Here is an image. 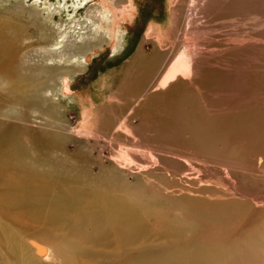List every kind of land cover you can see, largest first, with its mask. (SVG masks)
I'll return each instance as SVG.
<instances>
[{
    "label": "rangeland",
    "instance_id": "obj_1",
    "mask_svg": "<svg viewBox=\"0 0 264 264\" xmlns=\"http://www.w3.org/2000/svg\"><path fill=\"white\" fill-rule=\"evenodd\" d=\"M40 2L0 0V192L7 173L32 171L65 188L137 190L149 212L136 239L97 241L83 258L56 233L64 221L44 229L0 211L20 244L56 237L77 264H264V0ZM100 5L112 35L79 51ZM84 52L79 68L63 60ZM181 54L185 67L160 87Z\"/></svg>",
    "mask_w": 264,
    "mask_h": 264
},
{
    "label": "bare ground",
    "instance_id": "obj_2",
    "mask_svg": "<svg viewBox=\"0 0 264 264\" xmlns=\"http://www.w3.org/2000/svg\"><path fill=\"white\" fill-rule=\"evenodd\" d=\"M34 1L36 4L43 2H40V0ZM68 1L72 2V6L76 8L89 1L96 0H60V3L57 0L56 6H58V9H60V6L67 7ZM42 5L46 8L51 7L47 6L46 2ZM103 8L104 6L100 5V8L96 6L87 10L86 27L89 26L90 33L86 35L81 33L78 36L79 40H83L82 47L78 48L79 51L90 47L94 48V42L97 39L101 38L105 42V36L109 39L111 30L109 32V29H105V31L100 27L102 22L110 16L107 8ZM95 15H99L101 18L99 20V17L94 19L93 16ZM120 32L121 29L117 31L118 35L115 33L118 39L115 44L116 48L121 46L122 33L120 34ZM62 42V37H60V40L56 42V46L59 47H56L55 50L61 47ZM79 51L76 53H79ZM93 52L97 53L98 50ZM2 55L4 53L0 51V60ZM77 55V57L68 56L63 60H66L64 62L67 64H75L77 68L81 67L83 62L88 63L89 60L86 57V55H89L88 52H84L81 56ZM181 55L180 58L177 57L173 64H170V67L163 74L161 81L158 83L160 87L172 81L175 78V73L185 67L187 56L185 54ZM69 79L66 78L63 82L66 91L69 89ZM6 89L10 93H20L22 95L28 91L26 84L23 85L17 82L7 83ZM37 146L42 147L40 143ZM6 164H11L17 168L14 158L6 159ZM2 174L3 167L0 163V177ZM25 174L29 177H19L7 173L8 177L3 183V191L0 192V211L8 214L11 210H15L33 222L45 223L44 229H49L51 226L64 221L62 230L56 233L62 238L67 237L71 240L77 257L88 258V249L97 241L102 242L101 245L112 247L115 242L125 244L132 239H136L142 223V213L149 212V210H141L140 205L143 197L139 192H136L137 190H129L123 187L121 188L123 194H111L87 186L74 185L65 188L62 182L61 186L56 175L46 177V175L41 174L39 176L32 171ZM62 179H64V176H62ZM103 182H106V180H103ZM37 219H44L45 222L36 221ZM17 240L19 242L17 231L6 220L0 219V244H8L6 246L8 252L4 259L0 257V264H77V258L66 257L63 250L58 255L56 237L27 235L24 238L27 247H23L20 242L18 245Z\"/></svg>",
    "mask_w": 264,
    "mask_h": 264
},
{
    "label": "crops",
    "instance_id": "obj_3",
    "mask_svg": "<svg viewBox=\"0 0 264 264\" xmlns=\"http://www.w3.org/2000/svg\"><path fill=\"white\" fill-rule=\"evenodd\" d=\"M162 77H163V76H162ZM161 79H162V78H161ZM160 81H161V80H160ZM160 81H159V82H160Z\"/></svg>",
    "mask_w": 264,
    "mask_h": 264
}]
</instances>
